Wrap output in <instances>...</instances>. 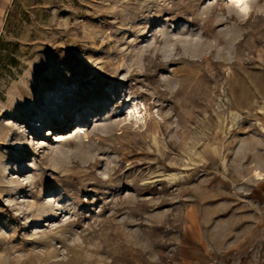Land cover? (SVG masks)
I'll list each match as a JSON object with an SVG mask.
<instances>
[{
    "label": "rangeland",
    "instance_id": "obj_1",
    "mask_svg": "<svg viewBox=\"0 0 264 264\" xmlns=\"http://www.w3.org/2000/svg\"><path fill=\"white\" fill-rule=\"evenodd\" d=\"M229 3L0 0V264H264V0Z\"/></svg>",
    "mask_w": 264,
    "mask_h": 264
},
{
    "label": "bare ground",
    "instance_id": "obj_2",
    "mask_svg": "<svg viewBox=\"0 0 264 264\" xmlns=\"http://www.w3.org/2000/svg\"><path fill=\"white\" fill-rule=\"evenodd\" d=\"M248 2V0H247ZM249 5V3H248ZM249 8H250V5H249ZM250 13L248 12V14L246 16H248ZM244 16V17H246ZM139 103V100L138 99H134L132 101V103L126 107V110L129 112L130 114V118H133L135 119V122L136 123H139V122H144L148 116V111L145 110V107L141 110V105L142 104H138ZM82 130V132L84 133V135L86 134V129L84 127H81L80 128ZM257 173H259V175H257ZM263 174L261 172H258L256 171L255 173V178L257 180H263Z\"/></svg>",
    "mask_w": 264,
    "mask_h": 264
},
{
    "label": "clouds",
    "instance_id": "obj_3",
    "mask_svg": "<svg viewBox=\"0 0 264 264\" xmlns=\"http://www.w3.org/2000/svg\"><path fill=\"white\" fill-rule=\"evenodd\" d=\"M226 7L230 12H234L238 18H243L250 11L247 0H230V3L226 5ZM257 175H259V173H257Z\"/></svg>",
    "mask_w": 264,
    "mask_h": 264
}]
</instances>
